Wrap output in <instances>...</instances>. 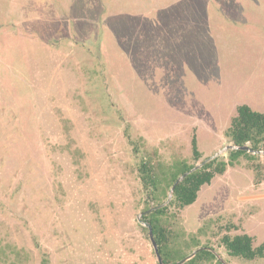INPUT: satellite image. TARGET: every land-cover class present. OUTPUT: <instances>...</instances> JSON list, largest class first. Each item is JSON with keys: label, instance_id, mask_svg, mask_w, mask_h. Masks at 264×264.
<instances>
[{"label": "rangeland", "instance_id": "1", "mask_svg": "<svg viewBox=\"0 0 264 264\" xmlns=\"http://www.w3.org/2000/svg\"><path fill=\"white\" fill-rule=\"evenodd\" d=\"M239 105L264 114V0H0V264H158L140 163L227 160ZM261 157L168 209L171 250L264 264L221 245L264 244Z\"/></svg>", "mask_w": 264, "mask_h": 264}, {"label": "trees", "instance_id": "2", "mask_svg": "<svg viewBox=\"0 0 264 264\" xmlns=\"http://www.w3.org/2000/svg\"><path fill=\"white\" fill-rule=\"evenodd\" d=\"M224 137L229 141L231 146L236 147V150L227 152V160L222 157H217L211 161L204 163L201 168L187 175L179 184L174 187L171 194V199L167 206L148 212V204L143 210L141 217L142 222L148 223L151 227L153 239L157 245L158 254L162 264H175L186 258L185 254H179L169 248V240H172L171 218H167V211L169 208L175 211H180L192 205L196 199L200 188L208 185L216 176L223 175L228 167L235 165V162L240 157L260 158V155L253 153L264 152V114L253 111L247 105H239L236 107V115L231 118L229 126L224 132ZM246 147L248 151L241 150ZM192 158L195 162L201 159V153L197 148L196 139L191 140ZM262 166L264 167V155ZM195 165H188L185 162L177 161L174 165L168 168V174L160 166L159 163L148 158L143 159L138 167V175L142 184V188L149 195L154 196V200L159 201L157 194L162 180H167L165 189L170 190L174 183L183 174L190 171ZM165 194V200L167 194ZM253 239L247 234H240L235 236H223L221 238V245L224 247L226 253L235 258L244 260H254L264 257V244L259 247H253ZM198 248V245H194ZM216 261L215 255L209 250L199 251L193 259L185 264H201L203 262ZM220 264L219 262H217ZM43 264H48L46 258L43 259Z\"/></svg>", "mask_w": 264, "mask_h": 264}, {"label": "water", "instance_id": "3", "mask_svg": "<svg viewBox=\"0 0 264 264\" xmlns=\"http://www.w3.org/2000/svg\"><path fill=\"white\" fill-rule=\"evenodd\" d=\"M236 149H238V148H236V147H233V146H231V145H229V146H227V147H225L224 148V150H236ZM241 150H246V151H248V149L246 148V147H244V148H241ZM249 152V151H248ZM253 154H259V155H264V152H257V153H253ZM217 156H214V157H212V158H208L207 160H205L203 163H201L200 165H196L195 167H193L190 171H188L187 173H185V174H183L180 178H178L177 179V181L174 183V185L171 187V190H170V194H172V192H173V190H174V187L177 185V184H179L187 175H189V174H191L192 172H194V171H196L197 169H199V168H201V166L204 164V163H206V162H208V161H211V160H213V159H215ZM170 201V200H169ZM168 201V202H169ZM165 205H160V206H158V207H155V208H153V209H150L148 212H151V211H154V210H157V209H161V208H163ZM143 214H146V213H142L141 215H140V218L142 217V215ZM144 224V226L148 229V232H149V238H150V241H151V244H152V246H153V248H154V252H155V255H156V257H157V261H158V264H162V261H161V259H160V256H159V254H158V250H157V245H156V243H155V241H154V239H153V234H152V230H151V227H150V225L148 224V223H143ZM201 250H204V249H198V250H195L191 255H189V256H187L186 258H184V259H182L181 261H179V262H177V263H175V264H185L186 262H188V261H190L191 259H193L194 257H195V255L199 252V251H201Z\"/></svg>", "mask_w": 264, "mask_h": 264}, {"label": "crops", "instance_id": "4", "mask_svg": "<svg viewBox=\"0 0 264 264\" xmlns=\"http://www.w3.org/2000/svg\"><path fill=\"white\" fill-rule=\"evenodd\" d=\"M249 107V106H248ZM254 111V110H253ZM256 112V111H255ZM235 166H237V165H235ZM230 169H233V167H228L227 168V170H226V172H225V175H227L228 174V172H229V170ZM264 184V181H262L260 184H258V185H263Z\"/></svg>", "mask_w": 264, "mask_h": 264}, {"label": "built area", "instance_id": "5", "mask_svg": "<svg viewBox=\"0 0 264 264\" xmlns=\"http://www.w3.org/2000/svg\"><path fill=\"white\" fill-rule=\"evenodd\" d=\"M262 152V151H261Z\"/></svg>", "mask_w": 264, "mask_h": 264}]
</instances>
